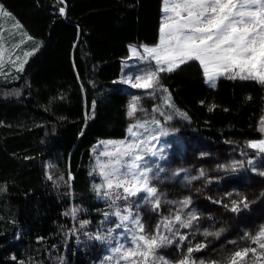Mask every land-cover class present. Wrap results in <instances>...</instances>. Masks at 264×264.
<instances>
[{
    "label": "trees",
    "instance_id": "1",
    "mask_svg": "<svg viewBox=\"0 0 264 264\" xmlns=\"http://www.w3.org/2000/svg\"><path fill=\"white\" fill-rule=\"evenodd\" d=\"M0 4L42 41L17 81L8 84H23L20 96H0V264H91L99 244L85 236L100 227L111 209L109 199L94 188L100 179L91 170L92 147L99 139L126 135L128 99L118 81L122 61L129 44L157 42L162 0ZM158 78L156 103L170 96L178 115L170 123L185 146L169 157L176 174L155 181L162 197L155 211L168 210L169 198H190L191 204L182 210L178 206L177 212L186 218L194 211L199 217L191 228L179 229L188 239L178 247L177 237L172 245L183 258L188 246L206 243L192 254L205 264L218 262L222 252L256 247L243 237L264 225V177L259 175L264 153L238 149L262 138L264 86L225 77L209 86L196 61L160 72ZM158 107L168 110L167 105ZM186 138L199 139L206 151H191L193 157H188ZM233 162L242 166L233 170ZM168 189L176 191L166 195ZM242 198L249 206L230 211L232 201ZM84 221L88 223L81 227ZM205 230L221 234L205 237ZM224 239L230 243L217 249Z\"/></svg>",
    "mask_w": 264,
    "mask_h": 264
},
{
    "label": "snow or ice",
    "instance_id": "2",
    "mask_svg": "<svg viewBox=\"0 0 264 264\" xmlns=\"http://www.w3.org/2000/svg\"><path fill=\"white\" fill-rule=\"evenodd\" d=\"M57 2L63 3V0H57ZM59 14L61 16L65 14L64 7L59 8ZM162 14L159 43L153 47L142 46V58L155 61V70L135 76L133 78L135 82L128 80L125 83H131L133 88L154 89L159 86L158 73L173 72L190 61H196L202 69L205 82L212 87H215L217 78L222 76L232 80H254L264 85V0H162ZM130 51L136 56H141L136 48H130ZM19 70H22V65ZM163 91L167 92V89ZM170 101V96L164 97L165 104L172 108L174 106ZM137 104L138 97H133L127 113L129 117H133L138 110ZM212 110L209 108V111ZM152 111L159 112L165 120L172 119L171 115H166L159 108H153ZM179 114L187 118L186 114ZM149 124L157 129L161 127V121L155 118L151 121L137 120L127 130L133 139L129 142H109L116 146V151L101 153L109 157L107 164L97 161L104 184L95 185L94 188L98 195L103 188L105 198L111 199L114 194L113 204L116 200H127L129 197L145 193L146 196L143 198L153 201V210L160 207L161 201L157 195V189L150 183L149 173L152 172V168L142 163L145 160V145H148V152L152 156H157V152L151 151L150 141L140 139L142 133L137 131L138 129L149 131ZM261 124L264 126V118ZM261 131H264V127ZM167 134L164 131L160 132V135ZM151 139L158 140L159 137L154 135ZM247 146L257 149L258 153H264V139L249 141ZM248 163L251 165L253 161L249 160ZM239 166H242L240 162H233L231 165L233 170ZM259 175L264 177V171L259 172ZM200 176H204L203 170ZM119 189H122V193L117 191ZM179 204L181 210L187 208L191 204V199L185 198ZM240 205L247 208L249 206L247 198L232 201L229 210L238 213L241 211ZM224 207L229 206L224 205ZM75 211V209L72 210L73 215ZM123 212L125 214L117 208L113 213L120 220L116 227H124L126 231L132 233V247L125 248L124 245L118 244L112 251L114 257L119 256L120 260L130 261V264H156L157 261L161 264H168L164 257L157 255V250L172 245L177 237L179 247L188 239L186 235L180 233L179 229L191 228L193 221L199 219L194 211L188 212L186 218L177 212L173 217L162 219L156 225L155 232H147L139 214L133 216L130 206H126ZM87 223V221L82 222L81 227ZM127 224L134 225V228H128ZM161 227L164 231H161ZM164 232L171 235H165ZM220 234V232L207 230L202 233L205 237L215 236L217 238ZM96 239L102 240L104 237L98 235ZM243 239L250 240L256 247H243L231 252L223 258V261H212L211 264H245L249 253L256 257L257 261L264 257V225L255 235L245 233ZM206 247V243L188 246L187 254L178 261V264H205L204 260L197 262L192 254ZM114 257H109V259ZM117 264H120L119 260Z\"/></svg>",
    "mask_w": 264,
    "mask_h": 264
},
{
    "label": "rangeland",
    "instance_id": "3",
    "mask_svg": "<svg viewBox=\"0 0 264 264\" xmlns=\"http://www.w3.org/2000/svg\"><path fill=\"white\" fill-rule=\"evenodd\" d=\"M0 83L7 84L5 87H0V96L18 98L21 94L23 84H10V82L17 81L18 74L21 70L18 69L22 65V69L25 66L26 61L36 52V50L41 46V40L30 36L23 26L19 23L15 16L10 12L4 9L0 4ZM7 13V15H5ZM161 23V22H160ZM160 37V35H159ZM159 43L155 44H129V55L126 58H123L122 61V71L118 79L122 88L126 91L128 104H127V113L129 111V105L133 100V97H138L137 111L133 117H129V123L127 130L130 125L135 124L137 120L151 121L153 118L161 121V127L159 129L155 128L154 125L149 124V131L144 129H138L137 131L142 133L140 139H147L151 144V151L157 152V156H152L148 152V145H145V160L142 162L148 167L152 168V172L149 173L151 186L156 188V179L163 177L164 179L172 178L173 174H176V166L173 165L169 167L168 161L170 156L177 154V151H184L183 147L184 139L178 134L177 129L171 125L170 120H165L164 117L160 116L159 112H153V108H159L158 106L166 105L165 103H156V91L161 89V84L159 81V86L154 89H142V88H133L131 83H125V81L132 80L137 75H144L146 72L154 71L156 68L155 61L150 58H142L143 49L142 46L153 47ZM130 48H136L138 52L141 53V56L134 55ZM28 53V55H26ZM223 77V76H222ZM220 77L217 78V80ZM159 79V78H158ZM205 79V77H204ZM216 80V82H217ZM215 82V85H216ZM208 84V83H207ZM210 86V84H208ZM264 86V85H263ZM158 105V106H157ZM142 109V110H141ZM160 109V108H159ZM166 115L168 113L171 116L177 117L176 110L172 107L169 108L167 112H164ZM264 118V111L262 113L259 129L264 127L261 124V120ZM126 130V135L123 138H103L97 140V142L92 147V163L91 170L99 177L98 185L104 184V178L100 175L101 169L97 166V161L99 160L101 164H107L109 162V157L107 155H101V153L109 152L114 153L116 151V146L113 143L109 142H129L133 137L129 136L128 131ZM167 132V135H160V132ZM262 138L264 139V131H261ZM158 136V140H152V136ZM260 139V140H261ZM186 145H190L188 151V157H193L191 151H206V146L202 145V142L194 139L186 138ZM258 141V140H251ZM249 141L243 142L240 144L238 151H258L257 149L249 148ZM216 151H229L226 148L221 149L217 148ZM160 157H163L162 159ZM163 169V171H159ZM168 169V170H167ZM158 173V175H157ZM104 189H101V194H103ZM122 193V189H119ZM175 189L166 190L165 194L174 193ZM160 197V193L157 194ZM146 196L145 193H141L138 196L129 197L127 200H116L115 195L113 194L112 198L109 199L111 203V209L107 213L108 215L104 217V222L101 223L100 227L96 228L92 233L85 236L87 241H96L95 244L98 245L94 251V256L92 258L91 264H117V260L120 261V264H130V261L120 260L119 256L114 257L112 249L118 244L124 245L125 248L132 247L131 244V235L132 233L126 231L124 227L117 228L116 225L120 223V220L113 214L117 208L121 210L122 214L123 209L126 206H130L133 216L137 213L139 214L141 222L145 225V230L147 232H155L156 225L161 222L162 219L167 217H173L178 211L177 208L180 206L179 202L181 200L171 198L167 201L168 210L163 212H157L152 209L153 201L151 199L145 200L143 197ZM162 197H160L161 201ZM172 203H169V202ZM128 228H134V225L127 224ZM178 227V225H176ZM111 230V232L109 231ZM161 231L164 229L161 227ZM165 235H171L170 233L164 232ZM102 236L104 239H96L97 236ZM230 243L228 240L224 239L222 242L218 241V244L222 246L217 249H224L225 244ZM223 253V252H222ZM220 254L218 262L223 261V258L230 255L229 254ZM157 255L164 257L168 261V264H178V261L181 260V255L178 250V247L175 245H168L157 250ZM109 257H114L109 259ZM264 257H261L257 261L256 257H253L251 253L246 258L245 264H264ZM199 260H197L198 262ZM156 264H161L160 261H157Z\"/></svg>",
    "mask_w": 264,
    "mask_h": 264
},
{
    "label": "crops",
    "instance_id": "4",
    "mask_svg": "<svg viewBox=\"0 0 264 264\" xmlns=\"http://www.w3.org/2000/svg\"><path fill=\"white\" fill-rule=\"evenodd\" d=\"M161 13H162V7H161ZM163 15V14H162ZM162 15H161V21H162ZM161 24V23H160ZM159 35H160V33H159ZM159 41V36H158V40H157V42ZM155 44V43H154Z\"/></svg>",
    "mask_w": 264,
    "mask_h": 264
}]
</instances>
